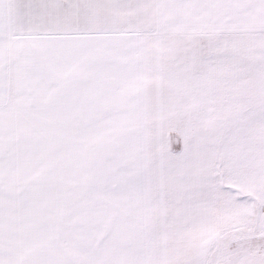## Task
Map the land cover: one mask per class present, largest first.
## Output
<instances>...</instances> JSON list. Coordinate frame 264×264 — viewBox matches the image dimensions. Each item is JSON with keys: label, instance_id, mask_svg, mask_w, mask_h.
Masks as SVG:
<instances>
[{"label": "snow or ice", "instance_id": "6c2138e0", "mask_svg": "<svg viewBox=\"0 0 264 264\" xmlns=\"http://www.w3.org/2000/svg\"><path fill=\"white\" fill-rule=\"evenodd\" d=\"M0 264H264V0H0Z\"/></svg>", "mask_w": 264, "mask_h": 264}]
</instances>
